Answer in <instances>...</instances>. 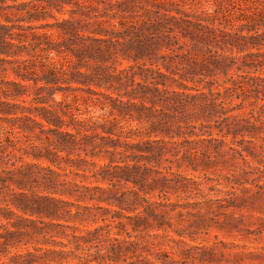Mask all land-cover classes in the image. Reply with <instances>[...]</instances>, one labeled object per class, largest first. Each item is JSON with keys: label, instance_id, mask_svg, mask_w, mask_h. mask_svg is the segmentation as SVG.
I'll return each mask as SVG.
<instances>
[{"label": "trees", "instance_id": "1", "mask_svg": "<svg viewBox=\"0 0 264 264\" xmlns=\"http://www.w3.org/2000/svg\"><path fill=\"white\" fill-rule=\"evenodd\" d=\"M13 1L7 4L6 0H0V18L4 20L0 19V160L12 155L21 163L5 171L7 177L0 175V191L2 187L8 188L6 180L23 189L21 177H27L32 166H41L25 160L24 156L45 159L54 166L64 162L79 168L86 159L75 152L76 149H97L104 153L108 162L103 166L113 170H101L103 180L115 177L124 184L140 185L150 171L146 163L156 156L151 152L152 143L158 145L164 141V136L184 135L180 121L221 117L227 112L226 100L233 96L246 97L248 90L262 100L251 103L264 113V78L248 74L249 70H259L264 65V0ZM97 1L104 4L99 16H109L115 21L97 19ZM64 4H73L75 9H65ZM52 10L77 16H56ZM47 16L53 21H46ZM175 30L183 39L172 34ZM97 41L109 43L122 58L135 63L111 70L109 66L98 65L88 73L71 69L69 65L73 60L68 52L75 53L77 61L85 54L96 59L97 50L104 58L107 50L98 47ZM162 48L169 52L158 55L156 51ZM193 54L200 55V59L195 60ZM177 57L186 61L183 66ZM144 58L148 64L145 61L136 64L138 59ZM170 63H175L180 70L179 79L158 66L161 64L168 69ZM243 67L248 69L246 74L238 73ZM9 69L12 77L7 75ZM199 69H202L201 74L222 73L224 78L209 82L206 89L188 85L185 81H192ZM230 69H234V73L228 75ZM239 76L246 80H239ZM72 82L83 86H73ZM213 82L216 89L210 86ZM91 83L113 90L116 95L94 90L89 87ZM172 84L176 87H169ZM64 90L83 92L79 98L87 105L91 104L87 99L97 98V106L104 112L95 119L88 110L82 111L76 106L71 109L64 102ZM57 92L61 94L59 101L54 100ZM99 96L108 98L111 103L102 101ZM73 97L77 99L76 95ZM49 100L68 120L63 119ZM250 116L253 121L237 115L232 116L233 121H228L229 116L225 115L222 119L227 120L226 128L221 134L233 137L241 129L252 131L264 122L259 115L250 113ZM206 132L210 135V131ZM152 134L161 136L151 139ZM8 145L12 148L8 149ZM74 153L76 157H71ZM43 168L49 173L55 172L52 166ZM43 182L49 194L35 195L12 189L9 197L0 198V264L97 262V248L89 252L90 247L83 246L86 252L80 256L67 248L66 242L54 238L71 235L77 241L87 242L97 228L73 234L66 231L70 225L55 222V219L66 221V214L71 215L64 207L69 202L60 197L66 191L52 180ZM101 200L116 206L108 208L112 216L127 220L116 222L124 228L126 238L107 235L110 241L116 242L115 245L111 242L112 250L123 258L134 253L140 243L130 238L131 233L125 226L130 224L134 231L140 225L148 226L149 217H159L150 206L153 202L133 187ZM10 248L21 250L11 251ZM69 256L75 261L70 262ZM138 257L137 263L130 264H153L147 254L138 253Z\"/></svg>", "mask_w": 264, "mask_h": 264}, {"label": "rangeland", "instance_id": "2", "mask_svg": "<svg viewBox=\"0 0 264 264\" xmlns=\"http://www.w3.org/2000/svg\"><path fill=\"white\" fill-rule=\"evenodd\" d=\"M6 3L13 4L14 1L6 0ZM95 5L97 6V19L115 21L109 16H99L103 12V2L97 1ZM64 8L75 9V5L64 4ZM52 12L62 17L75 15L72 12L58 13L56 10ZM0 19L4 21L3 18ZM45 20L53 21V18L47 16ZM106 26L110 28L108 24ZM172 34L183 39L176 30ZM108 36L111 37L113 34L108 33ZM97 45L107 50L103 53L104 58H101V52L97 50L96 59L85 54L80 61H77L78 57L75 53L68 52L73 60V63L69 65L70 68L74 67V69L88 73L92 67L98 65L109 66L108 70H111L112 67L120 69L125 65L135 63L133 60L122 58V54L114 51L109 43L97 41ZM165 52L169 51L165 48L156 51L158 55ZM192 56L195 60L200 59L198 54ZM177 59L182 62V66L186 62L181 57ZM143 61L147 64L149 62L144 58L138 59L136 64ZM170 64L168 69L161 64L158 66L163 72L179 79L180 70L175 67V63ZM247 70L243 67V70H239L238 73L246 74ZM201 71L202 69H199L196 74H193L192 81L185 82L188 85L206 89L209 82L220 81L224 78L222 73L204 75ZM233 73L234 69H230L228 75ZM248 74L260 75L264 78V65L259 70H249ZM7 75L12 77L10 69ZM136 79L138 80V77ZM238 79L246 80L244 76H239ZM71 84L83 86L76 82ZM59 86H65V84L59 83ZM210 86L216 89L214 82ZM89 87L116 95L115 91L97 87L93 83ZM169 87L176 86L172 84ZM64 91L66 92L64 102L70 105L71 109L74 110L76 106L82 111L88 110L89 115H93L95 119L97 115L104 112V109L97 106V98L87 99L86 102L91 103L87 105L79 98L83 92ZM247 94L246 97L233 96L231 100L227 99L225 104L228 107L227 112L221 117L210 120H186L187 123L180 121L184 135L164 136V141L158 145L153 142L151 152L156 156L146 163L150 171L145 178L141 179L140 185L133 186L131 182L124 184L117 181L115 177L111 180L109 178L103 180L99 172L105 168L108 171L113 170L103 166L108 162L104 153L98 152L97 149L94 151L76 149L75 152H79L86 159L79 168L64 162H61L60 166H54L45 159L37 160L32 156H24L25 160L35 164L40 163L41 166H32L28 176L21 177L24 183L23 189H19L13 181L6 180L8 188H1L0 198L9 197L12 189L28 194L46 195L50 191L47 190L43 181H54L59 189L66 191L60 194V197L69 202L64 207L71 213L70 216L66 214L65 217H68L66 221L64 219L54 221L70 225L66 231L73 234H82L85 229L97 228L88 236L91 240L87 242L77 241L71 235L67 238L57 236L54 238L66 242V247L80 256L85 255V247H90L89 252H94L97 248V262L92 261L90 264H130L132 261L137 263L140 257L138 253L147 254L153 264H264V122H258L259 127L252 131L241 129L233 137L230 134L227 136L221 134L226 128L227 120L233 121V115L248 117L253 121L254 118L250 116V113H253L259 115L260 120L264 121V113L260 112L256 104L251 103V101L261 103L262 100L256 99L251 90H248ZM74 95L77 99H74ZM123 98L125 99L126 96ZM60 99L61 94L57 92L54 100L59 101ZM99 99L108 104L111 103L108 98L99 96ZM48 103L54 105L61 115L53 101L49 100ZM225 115L229 116L227 120L222 119ZM61 116L68 120L67 116ZM69 129L73 131L72 128ZM206 131H210V135H207ZM160 136L152 134L151 139H158ZM2 143L6 144L4 140ZM11 148V145H8V149ZM62 154L64 155L65 152ZM70 156L76 157V154ZM20 163L12 155L5 157L0 160V175L7 177L5 171L13 169ZM46 165L52 166L55 172L49 173L43 168ZM106 175L110 177L112 174ZM13 177L18 178L14 174ZM130 187L138 190L140 195L148 201L153 202L150 206L157 215L159 214V217L156 219L149 217L148 226L140 225L134 231L130 224H126V230L131 233L130 238L139 242L140 245L134 248V253L126 254L123 258L112 250L110 245H115L116 242L110 241L107 235L126 238L124 228L119 227L116 222L127 220L112 216L113 213L108 208L114 209L116 206H111L101 199L111 198L121 191H127ZM142 203L145 202L142 201ZM125 213L131 214L130 212ZM116 231H120L119 234H116ZM10 250L21 249L10 248ZM70 257V262L75 261V258Z\"/></svg>", "mask_w": 264, "mask_h": 264}]
</instances>
